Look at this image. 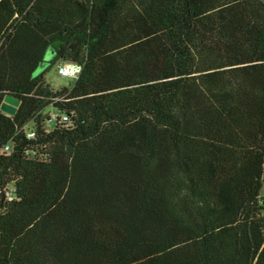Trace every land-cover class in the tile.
<instances>
[{"label":"trees","instance_id":"1","mask_svg":"<svg viewBox=\"0 0 264 264\" xmlns=\"http://www.w3.org/2000/svg\"><path fill=\"white\" fill-rule=\"evenodd\" d=\"M10 185L0 264H264V1L0 0Z\"/></svg>","mask_w":264,"mask_h":264},{"label":"built area","instance_id":"2","mask_svg":"<svg viewBox=\"0 0 264 264\" xmlns=\"http://www.w3.org/2000/svg\"><path fill=\"white\" fill-rule=\"evenodd\" d=\"M82 71V67L73 63V62H65L59 66L58 73L62 77L71 78L74 81L78 80ZM51 120L56 121V125H62L68 128L71 124V119L67 115H61L57 117H51ZM50 120V121H51ZM27 137L29 139L35 138V132L32 128H27ZM10 146L5 147L4 152H9ZM17 190L15 186L10 185L0 190V206L1 202L3 204H8L14 202L16 200ZM1 212V210H0Z\"/></svg>","mask_w":264,"mask_h":264},{"label":"rangeland","instance_id":"3","mask_svg":"<svg viewBox=\"0 0 264 264\" xmlns=\"http://www.w3.org/2000/svg\"><path fill=\"white\" fill-rule=\"evenodd\" d=\"M53 57H54V51L52 49H50L48 51L46 57H45V61H51L53 59ZM59 66H60V64H58L54 68H51L46 74L47 82L51 85L52 89L55 90V91L60 90V89H62L64 87H69L71 84L74 83L73 79L67 78V77H62V76L59 75V73H58ZM43 67H44V69H46L48 67V65L44 64ZM46 113H47L46 117H50V118L51 117H57L59 115L58 112L55 109H53V108L47 109ZM32 127L33 126L31 124L29 126V128H32ZM55 127H56V121L51 120V121H49L47 123V128H48L49 131L53 130Z\"/></svg>","mask_w":264,"mask_h":264},{"label":"water","instance_id":"4","mask_svg":"<svg viewBox=\"0 0 264 264\" xmlns=\"http://www.w3.org/2000/svg\"><path fill=\"white\" fill-rule=\"evenodd\" d=\"M50 49H52L54 51V56H55V50L53 48H50ZM49 62L50 61H45L44 64L48 65ZM43 70H44V67L43 68H39L35 75L39 74L40 72H43ZM19 105H20V101L18 99H15V98H12V97H7L5 102H4V105H3L2 109H3V111L13 115L16 112V110L19 107Z\"/></svg>","mask_w":264,"mask_h":264}]
</instances>
